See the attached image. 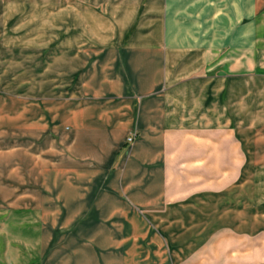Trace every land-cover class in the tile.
I'll use <instances>...</instances> for the list:
<instances>
[{
    "label": "crops",
    "instance_id": "1",
    "mask_svg": "<svg viewBox=\"0 0 264 264\" xmlns=\"http://www.w3.org/2000/svg\"><path fill=\"white\" fill-rule=\"evenodd\" d=\"M261 4L61 0V227L83 264H264Z\"/></svg>",
    "mask_w": 264,
    "mask_h": 264
},
{
    "label": "rangeland",
    "instance_id": "2",
    "mask_svg": "<svg viewBox=\"0 0 264 264\" xmlns=\"http://www.w3.org/2000/svg\"><path fill=\"white\" fill-rule=\"evenodd\" d=\"M261 1L258 21L264 30ZM15 4L18 9L11 19L5 11L7 3L0 2V264H61V256L66 260L62 264H83L76 258L78 244L70 238L76 228L61 227V106L73 103L65 97L69 83L65 87L61 76V0H16ZM259 42L257 70L247 74L257 76L259 90H264V33ZM249 118L242 115V128L248 127ZM258 119L264 128V115ZM235 181L242 185L244 206L249 207V184ZM259 182L251 197H257L256 217L264 220V177ZM232 197L227 193V202L234 201ZM230 225L225 226L226 235L233 231ZM215 229L209 228L213 231L207 239H212ZM195 235L189 236V242ZM199 238V245L206 242L203 235ZM226 241L229 252L232 244ZM204 260L225 261L220 254Z\"/></svg>",
    "mask_w": 264,
    "mask_h": 264
},
{
    "label": "built area",
    "instance_id": "3",
    "mask_svg": "<svg viewBox=\"0 0 264 264\" xmlns=\"http://www.w3.org/2000/svg\"><path fill=\"white\" fill-rule=\"evenodd\" d=\"M131 141H132V139H131V138H129V139L127 140V142H129V143H130Z\"/></svg>",
    "mask_w": 264,
    "mask_h": 264
}]
</instances>
